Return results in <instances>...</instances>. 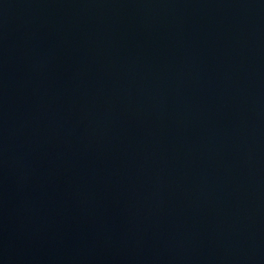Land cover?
Wrapping results in <instances>:
<instances>
[{
	"label": "water",
	"instance_id": "water-1",
	"mask_svg": "<svg viewBox=\"0 0 264 264\" xmlns=\"http://www.w3.org/2000/svg\"><path fill=\"white\" fill-rule=\"evenodd\" d=\"M0 264H264V0H0Z\"/></svg>",
	"mask_w": 264,
	"mask_h": 264
}]
</instances>
